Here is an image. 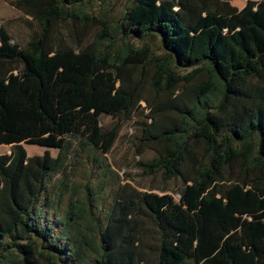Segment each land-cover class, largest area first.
Returning <instances> with one entry per match:
<instances>
[{
    "label": "trees",
    "instance_id": "trees-1",
    "mask_svg": "<svg viewBox=\"0 0 264 264\" xmlns=\"http://www.w3.org/2000/svg\"><path fill=\"white\" fill-rule=\"evenodd\" d=\"M110 3L15 0L23 45L0 24V264H264V0H130L115 25ZM124 121L193 225L109 161Z\"/></svg>",
    "mask_w": 264,
    "mask_h": 264
},
{
    "label": "rangeland",
    "instance_id": "rangeland-1",
    "mask_svg": "<svg viewBox=\"0 0 264 264\" xmlns=\"http://www.w3.org/2000/svg\"><path fill=\"white\" fill-rule=\"evenodd\" d=\"M15 0H0V24L7 29L10 36L13 38L14 42L20 45L25 44L29 38L33 27L36 26V22L31 18L30 15L25 14L21 9L17 8L13 2ZM130 0H112L108 14L113 16V25H115V20L118 16V11L116 8L122 7L127 4ZM238 0H236L237 4ZM114 4V5H113ZM94 10H98V6H93ZM63 33L67 32L66 27H60ZM142 105L146 106V103L142 101ZM81 110L77 109L75 111L69 112L68 116H64V123L74 124L80 123L78 126L90 125L89 119L85 115H81ZM146 108L144 112H147ZM104 122H109V117H103ZM62 126V125H60ZM133 135V125L131 121H124L122 123L121 129L114 143L110 145V141L113 137V133H106L98 138V142L104 152H107L109 161L114 165V167L119 171L121 176L125 173H129L133 182L136 183L142 191H145L147 197H151L156 206H163V203L172 201L177 204V206L169 205L168 208L165 207L164 213L171 214L175 219H179L177 222L181 223L187 220L192 221L194 224V214L189 211L187 204L191 202V195L186 193L184 196V205L179 204L183 197L178 194V190L181 188L182 184L178 179H164L160 173L154 175H145L141 169L136 165V152L135 148L130 144V137ZM26 152L29 156L34 154H42L46 149L52 156L57 154V149L55 147H46L38 144H27L23 143ZM11 150V144L0 143V153H9ZM153 151L144 150L142 153L144 158H150L153 156ZM191 185L187 186L189 190ZM238 190L233 193L236 197L238 195ZM261 201H264L262 198ZM180 205V206H179ZM188 228V224L184 223ZM189 234V233H188ZM189 242L187 241V244Z\"/></svg>",
    "mask_w": 264,
    "mask_h": 264
},
{
    "label": "crops",
    "instance_id": "crops-1",
    "mask_svg": "<svg viewBox=\"0 0 264 264\" xmlns=\"http://www.w3.org/2000/svg\"><path fill=\"white\" fill-rule=\"evenodd\" d=\"M246 1H247V0H238V2H237L238 5H235V4H236V0H230V3H231L232 5L238 7V8H241V7H243V6L245 5ZM20 142H21L22 144H23V143L34 144V143H29V142L24 141V140H21ZM2 144H5V143H2ZM9 144H10V143H9ZM38 145H40V144H38ZM42 146H44V145H42ZM56 149H57V148H56Z\"/></svg>",
    "mask_w": 264,
    "mask_h": 264
}]
</instances>
